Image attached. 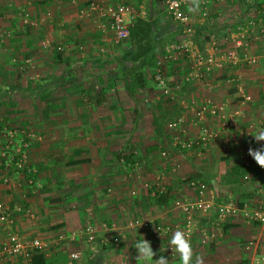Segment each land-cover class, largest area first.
I'll use <instances>...</instances> for the list:
<instances>
[{
  "label": "crops",
  "instance_id": "crops-1",
  "mask_svg": "<svg viewBox=\"0 0 264 264\" xmlns=\"http://www.w3.org/2000/svg\"><path fill=\"white\" fill-rule=\"evenodd\" d=\"M89 1L0 0V24L6 25L7 31H9L6 42L12 45L8 48L4 47L3 51H0V79H2L1 81L6 80L9 74L11 77L14 76L13 80L15 79V82L13 81L15 85L12 84L13 88L0 84V93L4 94L7 90L12 89L14 94L26 97L33 105L36 102L35 98L42 97L45 98L44 100H53V93L60 88L72 86L74 89H71L70 95H72L65 101L67 115H69L67 130L63 128V132H61L59 129L64 122L62 120H65L63 119L65 114L62 115L61 109L54 107L55 103L52 104L54 108H49L46 119L43 120V122L46 121L48 134L62 136L68 140L67 148L63 149L61 145L49 144L55 143L51 140L49 143L43 144V139L37 147L29 149V166L35 171L31 178L36 187L40 185V174H38L40 168L53 166L47 158L56 160L57 165L59 164L58 160L62 162L63 158L64 160L72 158L65 160L66 164H74L70 162L76 160L83 162L87 159L88 163L92 164L91 167L97 168L106 159L104 154H108L110 138L120 137L123 142L121 141L118 147L119 150H122L128 142V137L136 135L137 138L142 139L147 129V135L151 139L146 144H142L144 146L142 148L143 158L137 163V169L152 168L158 172L155 175L157 177L149 175L150 184L159 178V183L164 186L166 193L160 197L161 199H155L156 207H151L152 210L148 209V203H146L151 198L147 197L146 193L138 194L139 196L133 200L134 210L132 212L142 215L143 219L153 220L156 224L169 225L171 229L168 234H163L155 232L153 229L141 230L121 227V238L126 240L125 237L131 235L130 239L133 241L131 250L133 252L127 254L128 257L121 251L122 248H126L125 241H120L115 245L110 243V246L109 242L105 241L107 237L115 235V231L98 230L94 242L91 244L79 237L73 239L71 243L60 241L59 244L46 246L50 249L49 252L48 249L42 251L46 258V264H143V261H137L135 249L136 243L143 238L151 243L152 249L156 253L153 257L154 260L163 255L169 260V264H180L178 254L169 255L167 252L169 251L168 243L173 233L177 231L176 226H180L182 222V217L172 206V201L194 197L193 192L184 186L185 180L183 179L190 178L204 183L206 195L212 199L214 204L232 200L254 205L261 197L255 192V185L261 181L257 182L258 178L254 176V172L261 168L248 155V150L249 148L264 147V142L257 143L254 139L260 124L264 121V79L255 80L260 76L264 78V65L259 66L262 62L264 63V55L258 59L256 65L250 66V69L259 67L254 72L260 70L262 75L254 76L248 72L250 69L245 70L243 72L245 80L239 83L240 91L234 87L233 83L226 84L223 80H210L207 84L196 82L183 84L181 77L187 71V67L183 60L180 63V60L175 58L169 65V71L167 70L170 73L166 74L168 76L166 84L170 87V94L164 95L156 84L146 82L145 85L135 90L133 97H128L124 89L126 81L122 80L120 85L104 82L102 88L96 92V96L90 99L86 95H88L87 87H91L89 86L91 82H88L87 79L77 81L78 75L82 72L90 73L93 70H101L108 63V59L121 62L126 54H124V41L115 39L109 28L108 20L101 19L96 14L84 10ZM96 1L101 3L123 1L130 5L129 1L131 0ZM229 1L224 3L222 0H209L205 4L207 13L210 15L208 21L199 17L201 6H203L199 2V10L192 18L196 30L201 33L195 39L197 43L194 40L197 47L200 45L209 47L212 39L218 36L222 37L228 32H234L236 26L242 24L238 19L240 12L252 14L253 9L259 8L258 3L262 4L264 0H252L251 3L243 7V10L242 6L244 5L240 3L233 5ZM137 3H139L136 6L137 9H144L146 0H139ZM153 3L154 0H148L146 8L152 7ZM136 8L133 9L137 17H147L145 9L143 11ZM148 19L152 20L153 18ZM23 20H27L28 24ZM30 21L35 24L36 28L28 27ZM164 31L166 30L164 29L162 32ZM29 34H35L34 36L39 40V44H36L39 49L36 50L37 55L35 56L30 54L35 46L29 45ZM41 41L47 42L46 46H42L43 49L39 46ZM159 41L162 44L165 41L164 37L159 38ZM81 42L87 46L97 45L93 54L89 52L88 48L84 50V43L81 44ZM118 43H122V46L116 47L115 44ZM49 45L52 46V49L58 50L56 53H60L62 48L66 50L68 47H77L78 50L65 53L66 56H62V59L67 57L65 58L66 64L60 67L58 59L61 56H52L50 52L53 50L46 49ZM15 46L16 48H14ZM258 49L259 43L252 42L250 52L257 54ZM48 50L50 52H46ZM34 60L36 66L40 63L37 68L31 65ZM49 60L51 65L48 64L45 67L44 62L47 63ZM117 68L121 74L124 72L122 63ZM34 74L37 75L33 81L30 80L31 77H24V75L33 76ZM40 77L41 81H39ZM178 79H180L179 82H177ZM21 80H26V84L18 85ZM35 81H37L36 84H34ZM113 90H115L116 96L109 97ZM241 94L248 95L249 100H244ZM206 98L212 99L216 103H223L225 112L232 116V121L227 124L226 129L216 140L211 141L204 148L180 149L173 141L175 132L168 128L169 123L175 117L184 115L186 117L184 134H180V136L197 134L198 126L192 123V108ZM45 104L51 106V103L45 102ZM127 117L132 124L127 129L128 132L123 134L121 125L123 119ZM145 121H148V124H145ZM204 121L205 126L211 129L217 128L218 124L214 118L207 117ZM83 139L84 144H81ZM86 139H91V141L86 142ZM67 150L75 154L77 152L84 153V156L69 155L65 158L62 153H68ZM161 152H165V156H161ZM123 154L124 152L120 154L118 152V156ZM0 162L3 163L4 160L0 159ZM239 167L243 170L240 174L237 171ZM0 174H7L11 180L21 183L20 186L12 190L6 189L0 183V201L9 208L11 220L7 227L0 219V242L5 238L8 229L16 231L25 239L40 238L39 235L48 237L51 232H64L65 236L68 235L69 230L73 231L71 229L76 222L72 218L73 213L59 210L47 214L45 211L47 209L44 207L48 199L46 194H39V199L38 195L33 196L31 194L35 191L32 190L33 185H28L25 182L27 176L20 174L10 166L5 167L3 164L0 165ZM139 174L136 175V178ZM108 178L111 184L121 182L117 177H109L108 174L104 175L102 180L108 181ZM106 191L108 196L110 194L108 191L111 189L107 188ZM132 192L131 197L135 195ZM141 195H144L143 198ZM120 198L117 197L118 202ZM121 203L119 202V205ZM107 204L108 199H105L99 207L104 209ZM94 210V216L92 212L89 214L91 215L90 221L95 222L97 226L102 221L96 219L95 215L98 210ZM28 214H32V218H29ZM117 214L116 212L114 217L117 218ZM53 216L56 217V220ZM37 218L38 220H36ZM86 221L89 220L86 219ZM195 221L196 230L190 240L194 252L193 262H195V256L200 255L203 257L204 264H239L241 261H245L247 264H259V258L264 253V228L262 226L247 223L236 217L220 222L217 228H212L210 224L214 221L213 213L205 217L196 216ZM111 222L118 225L117 220L105 221L106 224ZM204 229L207 230L206 232L212 230L213 236L201 244L198 241V236ZM248 241L253 243V247L245 249L244 246ZM72 251L79 254L76 260L68 258V254ZM2 264H29V261L12 257L4 260Z\"/></svg>",
  "mask_w": 264,
  "mask_h": 264
},
{
  "label": "built area",
  "instance_id": "built-area-1",
  "mask_svg": "<svg viewBox=\"0 0 264 264\" xmlns=\"http://www.w3.org/2000/svg\"><path fill=\"white\" fill-rule=\"evenodd\" d=\"M209 0H200L201 10L199 12L200 19L207 18V9L205 4ZM252 0H240V4L245 7L251 3ZM187 0H160L162 12L168 15L173 21L179 25L180 37L177 43L164 47L162 59L173 60L176 56H180L185 62L187 71L182 75L181 82L185 83H202L207 84V77L212 73H219L226 68H235L238 65L254 66L258 63V59L264 55V1L259 4L258 9H253L252 14L248 12H240L238 19L240 25L236 26V29L232 33H226L212 39L210 46L205 47L200 45L197 47L191 36L194 32L193 20L190 13L186 11ZM85 11L96 14L101 19H107L109 22V28L111 29L115 39L117 41H124L128 35V28L131 25L133 19L136 16V12L131 5H128L122 1L118 3H101L96 0H90L84 7ZM82 10V11H84ZM27 23V20H23ZM29 24H33L31 21ZM257 41L259 43V49L257 54L250 52V45L252 42ZM225 44L226 51H220L221 44ZM228 44V45H227ZM229 46V47H228ZM153 70L152 78L158 88L164 95L170 94V88L166 84V78L162 70V64L157 61ZM235 70V69H234ZM237 76L231 74L226 81L233 83L234 87L240 91L239 82H237ZM244 100H249L248 95L241 94ZM207 117L214 118L217 122V128L211 129L204 125V120ZM192 118L194 125L198 126L197 134L193 136H184V124L186 123V117L179 115L175 117L168 125L172 131H174L173 141L180 149H192L194 147L204 148L211 141L216 140L221 132L226 129L227 124L232 121V116L225 112L223 103H216L212 99L206 98L203 102L192 108ZM264 129V121L260 124L258 132ZM0 134L3 136L2 144L0 146V159L4 162H0L5 167L10 166L20 174L27 176L25 182L28 185H33V179L31 175L35 172L30 168L27 160V150L30 142L36 139L34 134L30 131L24 132L23 130L6 129L2 127ZM161 156H165V152L160 153ZM0 183L5 186L6 189L12 190L21 185L18 181H13L7 174H0ZM152 185V186H151ZM184 186H186L194 197L192 199H174L172 206L180 213L182 222L180 226H176L177 230L184 231L186 237L191 240V237L196 230V216H207L210 213L214 215V221L210 224L212 228H217L220 222L227 219L239 217L247 223H255L264 228V181L258 182L255 185V192L261 195L260 199L255 202L254 205H248L245 202H235L227 200L222 203L214 204L212 199L207 197L206 188L204 184L195 179H185ZM150 191V195H164V186L159 183V178H156L152 184L145 183ZM34 190V187H32ZM9 208L5 203L0 201V219L4 222L5 226L9 227L10 220ZM32 218V214L27 215ZM100 227L103 231H115L116 234L109 236L105 241L118 244L121 236V227L119 228L114 223L106 224L101 223ZM127 229H153L155 232L168 234L171 227L160 223H154L153 220L147 219H132L126 224ZM175 228V229H176ZM98 227L92 224L90 221H85L77 233H69L68 235H58L57 241L67 238L72 241L76 236L83 238L88 244L94 242L95 235L98 231ZM202 230L198 236L199 243L203 244L207 238L213 236V231ZM47 244L40 238L25 239L19 235L16 231L6 230L5 238L0 242V264L8 258L17 257L24 261H29L33 251L45 250ZM253 247V243L248 241L244 246L245 249ZM169 255H172L170 248V241L168 243ZM79 254L76 251H72L68 254L70 260H76ZM259 264H264V253L261 254Z\"/></svg>",
  "mask_w": 264,
  "mask_h": 264
},
{
  "label": "rangeland",
  "instance_id": "rangeland-1",
  "mask_svg": "<svg viewBox=\"0 0 264 264\" xmlns=\"http://www.w3.org/2000/svg\"><path fill=\"white\" fill-rule=\"evenodd\" d=\"M222 1H224V3H226L225 1H229V0H222ZM187 2H188V4L186 7V11H188L190 13V16L193 18L196 16V11L195 12L189 11V9L192 7V3H191V0H187ZM147 3H148V0H146V4ZM230 3H233V5H237L236 3L239 4L240 1L233 0ZM129 4L135 9L139 3H137L136 0H131V1H129ZM146 4L144 7L145 11L143 8L142 9L136 8V9L137 10H143L148 18H151V17L153 18L152 20L157 19L156 20L157 22L155 25V27L157 28L156 30H157L160 38H162V36H163L165 39V41H164L165 45L163 47L177 43L178 39L180 37L179 31H178V26L173 31H171V30L167 31L166 28L172 26L170 24L172 19L170 21H168V20L162 18L161 14H160V12H162L161 5L158 6L157 4L153 3V6L152 7L148 6L149 9H147ZM209 16L210 15L208 13L207 18H206L207 21L209 20ZM172 24H175V22ZM28 27L36 28L35 24L28 25ZM164 29L166 31L162 32ZM193 29H194V32L191 36V39L193 40V43H195V42L197 43V41L195 39L197 38L198 34H201V33L198 32V30H196L195 24H193ZM34 35L35 34H29L30 37L28 38V42H30L29 45L35 46V49L33 50V52H30V54H34V56H35V55H37L36 50L39 49V48L37 49V47H36L37 46L36 44L37 43L39 44V40ZM8 36H9V31H7L6 25H4V23L0 24V51H3L4 47L8 48V46H10V47L12 46V45H10V43L6 42L8 40ZM6 38H7V40H6ZM194 40H195V42H194ZM40 43L41 44L39 46H41V49H43L42 48L43 45L44 46L47 45V42H45V41H41ZM83 43L84 42H81V44H83ZM121 44L122 43H118L115 45L117 47L118 45H121ZM84 46H85L84 50H86L88 48L89 52L91 54H93V52L95 51V49L97 47V45L87 46L85 43H84ZM124 46H125V43H124ZM14 48H16V46ZM48 48L53 50V52L52 51L50 52L49 50L46 51V52H50L52 56L53 55L54 56L55 55L61 56L58 59V61H59L58 64L60 65V67L64 66L66 64L65 58H67V57L62 59L63 58L62 56H66L65 53H69L72 50H78L77 47L76 48H74V47L69 48L68 47L66 50H64L62 48V50H61L62 52L60 51V53H56V51H58V50L55 48L52 49L51 45L46 47V49H48ZM114 49H116V48H114ZM219 49H220V51L225 52L226 51L225 44H221ZM163 52H164V50L158 51L156 53L154 65L156 64L157 61L161 62L162 70H163L164 75H165L166 80H167L168 76L166 74L170 73V72H167V70L170 68L169 65H170L171 61L173 62V60L162 59ZM19 53L22 54V52H20V51H19ZM52 58H54V57H52ZM176 59L180 60V63H181L182 59L180 56H176ZM53 63L55 64V62H53ZM39 64H38V66H39ZM48 64L51 65L50 60H49V62L47 61V63L44 62L45 67L48 66ZM31 65L34 66L35 68L38 67V66H36L35 60L33 61V64L31 63ZM154 65L152 64L150 67H145L143 69V75L145 78V82H147L149 84H155L153 82V78L151 79V76L153 74V70L156 66V65L155 66ZM260 65L263 66L264 63L262 62L261 64H259V66ZM118 66H120V62H117V60H111L110 61L108 59V63L101 70H96V71L93 70V72H90V73L89 72H82L81 74H79L77 81H82V80L87 79V81L89 80L88 82H91V85H89L91 87H87L88 88L87 89L88 95H86V97H88L90 99L94 98L96 96V92L102 88L101 86L104 82H110V83H114V84L116 83V84L120 85L122 83L123 77H122L121 72L117 68ZM258 68H256V69L251 68L250 69V66L246 67L245 65H238L235 68L228 67L222 73L210 74L206 80H207V82L210 80L211 81L212 80H223V82H225L226 84H231V83H228L226 81V78L223 77V74H234L235 73V75L238 77L237 82L240 83V82H244V80H245L244 74L245 73H243V72L247 69H250L248 72L252 73V75H254V76H258L257 74H259V76L262 75L260 70L258 72H254L255 70H258ZM36 75L37 74H34L33 76L24 75V77H26V76L31 77L30 80L33 81L36 79ZM239 75H240V78H239ZM2 76H3V74H2ZM13 78H14V76L11 77V75L9 74L6 77V80L1 81L2 79H0V84H2L4 86H10V87L12 86L11 88H13V85H15L13 83V81L15 79L13 80ZM41 79L42 78L40 77L39 81H41ZM257 79H264V78L260 76V77L255 78V80H257ZM179 81H180V79H178L177 82H179ZM36 83H37V81L34 82V84H36ZM20 84H26V80L25 81H23V80L19 81L18 85H20ZM180 84L182 85V83H180ZM168 87H169V85H168ZM71 89L74 90L72 86L66 87V88H60L58 91L53 93V100H51V101L44 100L45 98H42V97L35 98L36 102L33 105L30 104L29 99H27L26 97H20V96H17L16 94H14L12 89L7 90L4 94L0 93V129L2 127H4L6 129H16L18 131L23 130L24 132H26V131L32 132L36 139H33L30 142L28 150H27V156L29 153V149L31 147H37L40 144V142L43 141V139H44L43 144H47L51 140V141H54L55 143H49V144L61 145V148H63V149L67 148V141L68 140L62 136L61 137L60 136H51L50 134H48L47 133V127H46V121L43 122V120L46 119V114H47L49 108L52 109L55 107L56 109L57 108L61 109V114L62 115L65 114V115H63V119H65V120L61 119L64 122L62 123V126L59 129L61 130V132H63V128L65 130H67V128L69 127V120H68L69 115H67L68 111H66L67 110V106H66L67 104H65V101L67 100V98H69V96L72 95V94L70 95V93H72ZM176 89H178V88H176ZM85 94H87V93H85ZM156 94H158V93L156 92ZM112 96L113 97L116 96L115 90H113L111 92V95L109 97H112ZM45 102L51 103V106L46 105ZM52 104H54V107H52ZM122 122H123L121 125V126H123V128H122L123 132L122 133L126 134L128 132L127 129L129 128L130 124H132V122H130V119H128V117L123 119ZM145 124H148V121H145ZM147 133H148V131L146 129L145 133L142 136V139L137 138L136 135H132V136L128 137L127 138L128 142L122 150H119V147H118L120 145V142L122 141V140H120V137L110 138L108 154H104V157H106V159L104 161H102V163L99 164V166H97V168H94L93 166L91 167L92 164L91 163L89 164L87 159H85L86 161H83V162H80L77 164H75V163L74 164H66V162H64V161L70 160L72 158L65 159V160L63 158V160H62L63 163L60 162L61 160H58L59 164L57 165L56 160H54V159L52 160V159L47 158V160L51 161L50 163L53 164V166L40 168L39 173H38V174H40V177H39L40 185H39V187L33 186L35 191L31 194H33V196L38 195V199L40 198L39 194H46V198H48V199H47V202H46L44 207H45V209H47V210H45L47 214H49V212H52V211L58 212L59 210H62V212L73 213L72 218H73V220H76V222L73 224V228L71 229L73 231L69 230L68 234L71 232L77 233V230L82 227V225L84 224L86 219L90 221L91 215H89V214H90V212H92L93 216H94V214H95L94 209L98 210V211L96 210L98 213L95 216H96V219H100L102 221L101 223H105L106 220H111V221L117 220L118 225H116V226H118L119 228L120 227L127 228L126 224L129 220H132L135 218L143 219L142 215L134 214V212H132L134 210L133 200L136 199V196H139L138 194L146 193L147 197L151 198L147 201L145 200L146 203H148V209H150V210H152L151 207H154V206L156 207L155 199L160 198L162 196V195H153V196L150 195L149 189L147 187H145V183L150 184L149 175L155 176L156 174H158V172L154 171V169H152V168H143L142 167L140 170L137 169V167H138L137 163L139 161H141V159L143 158L142 157V155H143L142 148L144 146H142V144L143 145L146 144L151 139V137H149L147 135ZM0 134H2V133H0ZM2 139H3V136L0 135V146L2 144ZM87 141L89 142V141H91V139H86V142ZM81 144H84V139H83V142ZM64 146H66V147H64ZM67 152L68 153H65V152L62 153L65 158L69 157V155H72V156L75 155V157L80 156V155L84 156V153L77 152L75 154V153H70L68 150H67ZM118 152H119V154L121 152H124V154L118 156ZM129 152H131L132 155L134 156L133 162L126 161V159H125V157L128 156L127 154ZM120 158L122 159V161ZM47 160H46V162H47ZM27 162L29 164V160H27ZM120 162H122V163H120ZM68 165H71V166H68ZM106 174H108L109 177H117L118 180H121V182L119 184H117L115 182L111 184L109 182V180H110L109 178H108V181H106V179L102 180V178ZM137 174H139V176L136 178ZM35 175H36V173H35ZM155 177H157V176H155ZM183 180H185V179H183ZM136 183L138 184V187H137ZM204 186L206 188L205 184H204ZM107 188L111 189V191H108L110 193V194H108V196L106 194ZM131 192L133 194L135 193V195L133 197L130 196ZM143 196L144 195H141V198H143ZM106 197H108V198H106ZM117 197L122 198V199L120 198V200H119V202H122L120 205H119V202L117 200ZM105 199H108V204L104 209H102V207H99V205L102 204V202ZM235 202H238V201H235ZM120 207H122V208H120ZM116 212L118 213L117 218L114 217V214H116ZM54 214H58V213H54ZM51 215H53V214H51ZM81 215H82V217H81ZM53 217L56 220V217L55 216H53ZM83 218H84V220H83ZM36 220H38V218ZM53 223H55V222H53ZM91 223L96 226L95 222H91ZM101 223L97 224V227L99 228L98 230H103L100 227ZM111 223H114V222H111ZM49 234L50 235L48 237H43L42 235L38 236V237H40V239L43 242H45L47 244V246L59 244L58 242H60V241H57L58 235H60V234L64 235L65 233L64 232L63 233L51 232ZM130 236L131 235H128L127 237H125V238H127L126 240H124L120 237V239H121L120 241H125L126 248L125 249L122 248V250H121L124 252L125 255L131 254L133 252V251H131L133 248V245H132L133 241H132V239H130ZM75 238H79V237L76 236ZM75 238H74V240H75ZM2 240H4V238L1 239V241ZM61 241L62 242L63 241L69 242V243L72 242V241H69L67 238L62 239ZM111 244L109 243V246ZM112 245H115V244H112ZM46 249H48V252L50 251V249L48 247H46L45 250ZM127 257H128V255H127Z\"/></svg>",
  "mask_w": 264,
  "mask_h": 264
},
{
  "label": "trees",
  "instance_id": "trees-1",
  "mask_svg": "<svg viewBox=\"0 0 264 264\" xmlns=\"http://www.w3.org/2000/svg\"><path fill=\"white\" fill-rule=\"evenodd\" d=\"M139 0H137L138 2ZM155 4L160 6V0H154ZM162 18L170 21L171 18L164 12H160ZM157 19L150 20L148 17H135L128 28V35L124 40V60L120 63L124 66L123 80L124 89L128 97H133L135 90L145 85V78L143 75V69L150 67L155 63V56L158 51L164 50V42L161 44L159 41L160 36L155 29ZM175 21L170 22L172 26L167 27V31L175 30L179 25ZM155 66V65H154ZM230 74H223V77L228 78ZM152 79V76H151ZM154 82V81H153ZM155 83V82H154ZM156 84V83H155ZM125 157L126 161L133 162L134 156L131 152ZM82 160H76L70 163H80ZM238 173H242L243 170L240 167L237 169ZM254 176L258 178L256 181H264V169L256 170ZM263 176V177H262ZM190 179V178H188ZM162 197V196H161ZM161 199V198H159ZM158 199V200H159ZM29 264H46V258L42 251L35 250L30 256ZM239 264H247L245 261H241Z\"/></svg>",
  "mask_w": 264,
  "mask_h": 264
},
{
  "label": "clouds",
  "instance_id": "clouds-1",
  "mask_svg": "<svg viewBox=\"0 0 264 264\" xmlns=\"http://www.w3.org/2000/svg\"><path fill=\"white\" fill-rule=\"evenodd\" d=\"M199 2L200 0H191L192 7L189 11H198ZM254 139L257 143L264 142V129L260 130L254 136ZM248 155L260 168L264 169V147L249 148ZM170 248L172 252L178 254L180 264H204L203 257L200 255H196L195 262H193V247L184 231L177 230L173 233L170 240ZM135 249L137 261H143V264H169V260L163 255L159 259H153L156 253L153 251L151 243L144 238L136 243Z\"/></svg>",
  "mask_w": 264,
  "mask_h": 264
}]
</instances>
